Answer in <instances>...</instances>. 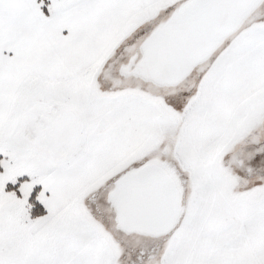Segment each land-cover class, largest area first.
I'll use <instances>...</instances> for the list:
<instances>
[{
	"label": "snow or ice",
	"instance_id": "snow-or-ice-1",
	"mask_svg": "<svg viewBox=\"0 0 264 264\" xmlns=\"http://www.w3.org/2000/svg\"><path fill=\"white\" fill-rule=\"evenodd\" d=\"M0 264H264V0H0Z\"/></svg>",
	"mask_w": 264,
	"mask_h": 264
}]
</instances>
